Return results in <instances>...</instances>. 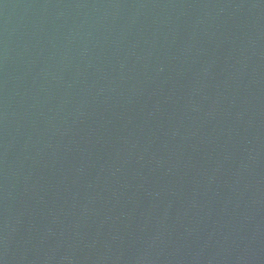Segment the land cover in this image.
Returning <instances> with one entry per match:
<instances>
[{"label":"water","instance_id":"water-1","mask_svg":"<svg viewBox=\"0 0 264 264\" xmlns=\"http://www.w3.org/2000/svg\"><path fill=\"white\" fill-rule=\"evenodd\" d=\"M0 264H264V0H0Z\"/></svg>","mask_w":264,"mask_h":264}]
</instances>
